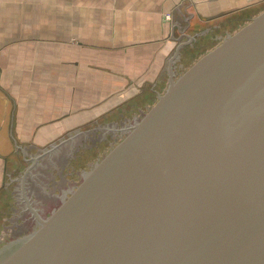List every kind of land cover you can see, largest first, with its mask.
<instances>
[{
  "label": "water",
  "instance_id": "obj_1",
  "mask_svg": "<svg viewBox=\"0 0 264 264\" xmlns=\"http://www.w3.org/2000/svg\"><path fill=\"white\" fill-rule=\"evenodd\" d=\"M185 22L159 54L164 72L137 71L126 93L56 115L33 141L9 138L13 97L0 89L8 227L22 220L7 176L29 170L31 151L89 130L93 150L72 161L84 168L109 145L104 125L144 111L31 232L0 245V264H264V7L180 35Z\"/></svg>",
  "mask_w": 264,
  "mask_h": 264
},
{
  "label": "crops",
  "instance_id": "obj_2",
  "mask_svg": "<svg viewBox=\"0 0 264 264\" xmlns=\"http://www.w3.org/2000/svg\"><path fill=\"white\" fill-rule=\"evenodd\" d=\"M262 1L0 0V89L14 103L9 138L33 141L56 115L126 93L137 71L164 72L159 54L170 33L178 38L176 20L186 18L180 35L194 31L191 23L202 32L211 19Z\"/></svg>",
  "mask_w": 264,
  "mask_h": 264
},
{
  "label": "flooded vegetation",
  "instance_id": "obj_3",
  "mask_svg": "<svg viewBox=\"0 0 264 264\" xmlns=\"http://www.w3.org/2000/svg\"><path fill=\"white\" fill-rule=\"evenodd\" d=\"M143 112L140 113V116ZM122 116L125 125L121 123L122 121H113L104 125V128L98 127L100 130L103 128L105 133H107L104 134L103 139L108 140L110 138L109 141L105 140L109 142V145L103 154L97 155L96 159L85 162L84 168L81 165L77 167L72 161L74 160V155H76L75 153L79 152L82 147L86 146V151L93 150L91 148L93 146L87 144L89 130L87 132L84 130L78 131L75 135L71 134L67 139L51 142L34 158V152L31 151L32 155L29 159L33 162V165L28 162L30 164L29 170H23L24 173L21 171V176L14 177L13 172L19 168L18 165L13 172L9 173L4 189L6 192H11L13 197H16L17 206L15 210H20L17 212L18 218L22 222L18 224L16 216L9 227L3 223L0 225V245L31 232L40 222V219L48 215L62 202L63 198L81 182L84 173L112 148L128 131L134 120L140 117L135 116L129 120L125 118L124 113H122ZM91 130L92 133L95 131L94 129ZM108 134L110 135L109 137ZM67 150L69 151L66 152ZM29 154L31 153L29 152ZM69 157L72 158L69 159ZM14 181H21L23 184L13 185ZM44 196L48 198L45 199Z\"/></svg>",
  "mask_w": 264,
  "mask_h": 264
},
{
  "label": "rangeland",
  "instance_id": "obj_4",
  "mask_svg": "<svg viewBox=\"0 0 264 264\" xmlns=\"http://www.w3.org/2000/svg\"><path fill=\"white\" fill-rule=\"evenodd\" d=\"M262 7H264V1H262L261 3H259V4H255V5H252L251 7H247V8H245L243 11H242V13H238L237 15L238 16H241V15H243L246 11H256V10H258V9H260V8H262ZM236 15V16H237ZM237 16V17H238ZM167 17H168V14H167ZM235 17V16H234ZM234 17H226V16H223V17H218L217 19L215 18V19H211V21L212 22H214L215 20L218 22V21H221V20H224V19H229V18H234ZM165 20H167V18H165ZM197 24H202L201 22H199L198 21V23ZM191 25H193L194 27L196 26V25H194V23H191ZM193 26H191V27H188L189 29H191V30H194V31H197V29H195V28H192ZM167 40V37H166V39H165V41ZM187 49V44L185 45V46H183V47H178V52L179 53H177V55H181L182 54V50H186ZM176 51H177V49H176ZM176 53V52H175ZM176 55V54H175ZM165 71V70H164ZM117 94H121V93H117ZM120 96V95H119ZM118 98V96H115V97H112V98H109V99H105V98H100L99 99V104L98 105H100V104H103V102H109V101H112V100H115V99H117ZM97 106V105H96Z\"/></svg>",
  "mask_w": 264,
  "mask_h": 264
}]
</instances>
